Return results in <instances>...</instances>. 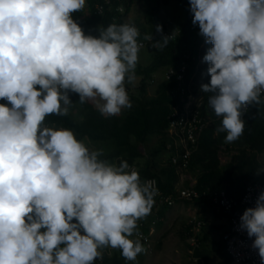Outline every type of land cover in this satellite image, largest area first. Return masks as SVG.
Instances as JSON below:
<instances>
[{
  "label": "clouds",
  "instance_id": "9594fccd",
  "mask_svg": "<svg viewBox=\"0 0 264 264\" xmlns=\"http://www.w3.org/2000/svg\"><path fill=\"white\" fill-rule=\"evenodd\" d=\"M189 3L203 44L211 45L203 57L210 81L198 68L186 110L176 111L171 126L182 135L177 146L192 150V156L214 122L218 133H227L225 142L237 140L245 129L244 113L264 102V0ZM85 4L0 0V99L7 101L0 103V264H94L97 258L100 264L112 255L104 247L119 248L135 261L145 251L141 242L151 243L143 232L133 236L137 222L151 213L155 198L172 208L179 201L217 197L201 194L191 174L183 175L175 196H163L160 186L158 193L129 165L138 166L109 163L102 149L90 150L73 130L44 123L49 115L68 114L70 91L79 94L80 103L93 101L106 118L132 107L126 80L135 79L139 50L144 55L148 44L138 42V28L128 22L100 26L98 37L85 34L73 16ZM155 31L163 32V26ZM171 36L156 40L152 33L144 39L162 49ZM203 93L218 118L202 114ZM197 119L203 129L193 144L187 129ZM224 153L221 147V163ZM184 189L198 196L183 198ZM240 228L255 237L252 247L264 264V192L243 212Z\"/></svg>",
  "mask_w": 264,
  "mask_h": 264
},
{
  "label": "trees",
  "instance_id": "16d2710c",
  "mask_svg": "<svg viewBox=\"0 0 264 264\" xmlns=\"http://www.w3.org/2000/svg\"><path fill=\"white\" fill-rule=\"evenodd\" d=\"M172 2L177 7L173 11L181 14L185 12V22H181L180 19H176L175 22L168 21L171 13L168 16L163 15L168 12ZM96 3L103 6L104 12L99 11ZM135 3L141 4L144 19L134 17L128 20L126 15L131 12ZM193 15L189 0H86L84 8L73 13L85 34L98 37L100 26L106 28L112 23L125 22L134 24L140 33L138 42L148 44L147 52L141 55L140 49L138 56L146 57L149 54L151 61L147 65H142L138 59L134 75L141 78L139 88L132 93L130 99L132 107L125 108L119 115L106 118L93 102L88 100L80 103L79 94L70 91L73 103L68 114L49 115L44 123L49 127L73 130L77 138L82 139L86 145L90 144L94 150L102 149L101 158L106 161L117 160L120 163L126 160L128 164L138 166L142 180L151 177L158 180L163 196H175L183 175L191 174L196 178L195 187L201 194L207 193L218 197L225 191L237 206H240L246 184L259 178L258 154L264 151V102L259 105L253 104L250 110L244 113L243 118L246 120L244 132L233 142H225L226 132L217 134L219 125L216 126V122L209 126L200 138L198 148L189 159L188 165H185L186 148L178 147L175 141L181 140V133L179 135L178 132H171L172 121L177 118L176 111L186 110L188 95L196 88V81L193 79L198 77V68V75L200 77L204 75L207 83L210 81L207 73L209 65L207 62L204 64L203 57L211 45L203 44L204 37L200 34L198 23L193 24ZM156 25H162L163 32L155 31ZM152 33L156 40H160L164 35L172 36L167 46L161 49L153 47L152 41L144 39L146 34ZM156 73H162L160 79L154 78ZM180 74L181 80L177 78ZM150 87L155 90L152 94L149 93ZM126 89L133 91L129 85H126ZM208 95L204 94L201 112L205 116L218 118L208 104ZM6 102L0 99V103ZM193 107L197 108V105ZM225 144L230 159L221 163L219 151ZM173 158L177 159V163ZM188 184L189 182L185 183ZM198 202L219 207L222 213L230 217L220 204L208 196L187 201L189 204ZM165 205L167 206L155 198L151 213L138 220L133 236L137 232L147 235L150 231L149 225L153 221L160 225ZM140 222L143 226L139 225ZM181 237L187 239L183 233ZM211 241V237H201L199 241L197 240L199 245H191V248L196 249L197 256H202L203 252L209 250L208 243ZM108 248L104 247L101 251ZM224 250L226 253V244ZM225 256L228 258L227 253ZM98 259L94 264H99ZM100 264L131 262L121 255L119 249L111 256L106 254Z\"/></svg>",
  "mask_w": 264,
  "mask_h": 264
},
{
  "label": "crops",
  "instance_id": "0c3cea01",
  "mask_svg": "<svg viewBox=\"0 0 264 264\" xmlns=\"http://www.w3.org/2000/svg\"><path fill=\"white\" fill-rule=\"evenodd\" d=\"M217 134H220V132ZM221 135V134H220ZM222 147H227V144L222 145ZM227 156L230 157L229 153H226ZM192 178L191 176H189ZM183 183L186 180L184 177L181 178L180 183ZM195 180L192 178L191 184L194 185ZM157 211V209H156ZM224 213V212H223ZM219 207H216L214 205H208L202 202L198 203H187L186 202H177L176 205L172 208H168V206L165 205V213L164 217L160 218L161 224L156 225V221H153L150 225V231L147 234L148 239L150 243L146 244L145 242H141L145 251H151L153 248L157 249L159 252L155 253L153 257L146 256V258H143L142 253L138 254L135 261H130L132 264H146V261L149 260V263L151 261H155V264H159L160 261L164 258L163 255V245L162 242L165 240V236L167 233V230L165 229V232H162L160 235L157 233L158 228H161V226L164 223L165 218V224L170 227V229L173 227L170 222L174 219L175 222L179 218L182 219L181 221V229L178 231L177 235L178 238H180L181 242L186 245V252H188V259L184 262L181 261V264H227L228 258L225 256V250H224V242H225V235L228 234L232 229V223L227 216L226 213L223 214ZM186 215L188 219H185L183 216ZM185 234L187 236V239H184L181 237V234ZM211 237L212 241L208 244V251L203 252L204 254L202 256H197L196 249H192L191 245H194V242L191 240H200L201 237ZM133 238V237H132ZM158 241V242H157ZM197 245L199 243L197 242ZM196 245V246H197ZM215 245V248L213 246ZM155 246V247H154ZM212 246V247H211ZM162 247V248H161ZM112 253L119 250V248H111ZM163 251V252H162ZM155 252V251H154ZM110 253V254H112ZM142 259H144L145 262L142 263ZM227 261V262H226ZM148 263V262H147ZM178 264V263H177Z\"/></svg>",
  "mask_w": 264,
  "mask_h": 264
},
{
  "label": "built area",
  "instance_id": "2783aa9c",
  "mask_svg": "<svg viewBox=\"0 0 264 264\" xmlns=\"http://www.w3.org/2000/svg\"><path fill=\"white\" fill-rule=\"evenodd\" d=\"M203 123L201 120H195L194 122L188 124V134L189 139L193 144L198 140V134L202 132ZM192 150L188 149L185 160H188L191 157ZM177 162V159H174ZM130 168L139 170L132 165H129ZM140 174V173H139ZM144 181H152L155 187L158 189V181L155 178H148ZM261 192H264V182H251L245 188V193L240 206H237V203L228 196L226 192H222L218 197H214V200L220 204L224 210L230 214L232 229L225 235V244L226 251L229 256L227 264H262L259 257L258 249L252 247L253 240L255 237H249L246 230L240 228V217L243 212L249 208L254 207L256 200L258 199ZM198 196V193L195 190L184 189L181 192V197L183 198H192ZM239 207L235 210V208ZM194 245H197V240H192Z\"/></svg>",
  "mask_w": 264,
  "mask_h": 264
},
{
  "label": "rangeland",
  "instance_id": "374dc122",
  "mask_svg": "<svg viewBox=\"0 0 264 264\" xmlns=\"http://www.w3.org/2000/svg\"><path fill=\"white\" fill-rule=\"evenodd\" d=\"M175 8H177L176 4L172 2L171 5H169V7H168V12L164 13V14L162 13V14L164 16H165V14L167 16H168V14L170 15V13L172 14L171 18L168 19V21L172 20V21L175 22L176 19H180L181 22H185V20H186L185 12L181 14L178 11L177 12L173 11V10H175ZM142 9L143 8L141 7V4L135 3L134 5H132V10L128 14L127 19L128 20H132L134 17H140V18L144 19V15H143ZM150 61H151V56L149 54L146 57L145 56H141L139 58V62L142 65H147V64L150 63ZM161 76H162V73L154 74V78L155 79H160ZM140 80H141V78L137 77L136 75H135V79L131 83H128L127 80H126V85H129L133 89V91L132 90H127L130 99H131L132 93L135 92L136 88L137 89L139 88ZM152 88L153 87L149 88V93L150 94H152L153 91H155ZM154 88H155V86H154ZM89 101H91V100H89ZM91 102H93V101H91ZM124 109H122V111ZM157 141L155 143H157ZM87 145H88L90 150H94V147L93 148L90 147V144H87ZM227 159L229 160L227 154L224 153L222 161L226 162ZM258 160H259V164H260V168L258 170V176L260 177L262 175L263 176L262 180L264 181V151L258 154ZM107 161L109 163H112V164H117V160H112V161L107 160ZM162 164H164V161H163ZM183 217L185 219H188V217H186V215H184ZM181 221H182L181 218H179L177 220V222H175L174 219H173L170 222V224H172L173 227L170 229V227H168L165 224V218H164L163 225L161 226V228H158L157 233L159 235L162 232H165V229L167 230V233H168L165 236V240L162 242V245H163V248H164V250H163L164 252L162 251L163 255H164V258L160 261L159 264H177V263L181 264V261L184 262V261H186L189 258L188 255H187L189 251L186 252V245H184V243L181 242L180 238H178V235H177L178 231L181 229ZM213 248H215V245L213 246ZM157 252H159V251L156 248L155 249L153 248V250H151V251L147 250V252L142 253V255H143V258L145 259L146 256L153 257V255L155 253H157ZM144 259H142V263L145 262ZM146 264H155V261H154V263H153V261H151V263H149V260H147Z\"/></svg>",
  "mask_w": 264,
  "mask_h": 264
}]
</instances>
